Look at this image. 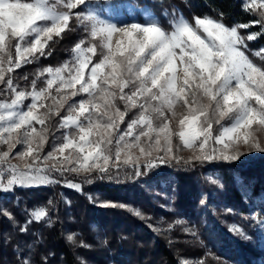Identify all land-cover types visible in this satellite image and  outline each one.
<instances>
[{
	"label": "snow or ice",
	"instance_id": "obj_1",
	"mask_svg": "<svg viewBox=\"0 0 264 264\" xmlns=\"http://www.w3.org/2000/svg\"><path fill=\"white\" fill-rule=\"evenodd\" d=\"M58 3L69 11L58 10L49 0H0V81L14 95L10 102L0 103V144L8 145L0 152V191L54 183L52 171L61 175L96 171L103 178L113 169L131 166L139 177L173 161L179 163L175 152L181 145L198 150L194 159L201 163L236 161L244 155L243 146L264 152L255 135L264 131V64L246 54V40L257 35L239 33L238 27L248 28L247 24L229 27L209 17H195L190 23L181 17L168 31L154 21L117 24L91 11H78L75 18L91 22V36L101 41L102 59L92 62L97 45L82 49L77 44L73 60L44 69L49 76L45 88L17 91L11 77L4 81L5 71L30 63L37 53L45 55L47 41L69 25L70 10L86 5V0ZM255 55L264 61V50ZM4 64L9 67L4 69ZM81 93L87 98L68 104ZM29 95L32 102L24 110ZM117 100L124 103V110ZM66 104L68 114L61 118L60 127L70 131L62 143L42 155L47 122ZM177 105L186 114L173 128ZM131 108H138L139 115L121 130L119 124ZM225 117L231 125H222L213 135V123ZM175 138L180 144H174ZM17 144L23 149L13 158L24 161L22 166L10 163ZM133 149L139 154L131 155ZM67 186L80 190L78 184ZM43 215L36 213L37 218Z\"/></svg>",
	"mask_w": 264,
	"mask_h": 264
},
{
	"label": "trees",
	"instance_id": "obj_2",
	"mask_svg": "<svg viewBox=\"0 0 264 264\" xmlns=\"http://www.w3.org/2000/svg\"><path fill=\"white\" fill-rule=\"evenodd\" d=\"M128 1L136 6L138 19H144L140 9L147 8L168 31L181 16L191 23L195 17H209L229 27L247 24L248 28L238 27L240 34H257L255 39L246 41L247 53L254 58L256 52L264 50V23L258 13L244 9L243 0ZM92 43L97 45V61L101 55L97 41L90 38L73 14L61 35L47 41L45 55L37 53L30 63L5 71L4 81L11 77L17 91L41 89L47 80L44 69L61 66L77 44L85 47ZM11 52L15 59V49ZM8 67L3 65L4 69ZM12 98V91L1 81L0 102ZM119 106L124 109L123 102ZM60 121L61 115H53L47 122L50 141L55 136L63 137ZM160 176L174 179L176 189L165 192V202L150 192V184L141 187L134 179L117 186L104 178L97 180L93 191L121 196L125 201V206L100 209L86 194H72L71 203H66L59 186L54 190L16 188L0 193V264H82L78 256L80 246L91 244L94 239L91 225L104 241L107 258L111 251L122 253L121 257L117 254L118 264H145L143 258L149 264H184L182 259L191 261L187 264H264V248H258L262 241L249 215L251 204L264 198V157L248 163H178L175 168L160 174L151 172L140 180L151 182ZM210 178L225 187L224 199L215 194ZM170 185L167 189L172 188ZM191 185L197 188L191 191ZM135 203L140 205L139 210L133 207ZM163 206L171 208L164 211ZM40 207L46 208L47 220L32 218L33 210ZM231 223L241 228L238 233L230 230ZM69 232L74 234L71 240Z\"/></svg>",
	"mask_w": 264,
	"mask_h": 264
},
{
	"label": "rangeland",
	"instance_id": "obj_3",
	"mask_svg": "<svg viewBox=\"0 0 264 264\" xmlns=\"http://www.w3.org/2000/svg\"><path fill=\"white\" fill-rule=\"evenodd\" d=\"M50 3H56L58 6V10L60 11H69L68 9H65L63 7L62 3H58V0H49ZM261 5H264V0H243V7L245 10L248 11H254L256 13H258L259 18L261 20V22L264 23V7H261ZM141 13L143 16V20H140L137 18L136 16V6L131 2V1H120V0H86V5L84 6H78L76 9H72L70 10L73 14H75L78 11H83L85 13L91 11L97 15L100 16V18H104V19H110L114 22H116L117 24H123V23H131V22H140V23H147L149 21H154L156 23H158L157 18L147 9V8H141ZM75 16V15H74ZM182 18L186 19L187 21H189L187 18H185L184 16H181ZM180 17V18H181ZM179 18V19H180ZM79 25L82 26L84 28V30L88 33V35L90 36L91 39H94L97 41L98 46H99V51L101 52V41L99 40V38H93L91 36V22L87 21V20H78ZM190 22V21H189ZM191 23V22H190ZM159 24V23H158ZM239 31V30H238ZM240 33V31H239ZM55 34H53L54 36ZM118 37H114V40L117 39ZM42 40L44 39L43 37L41 38ZM247 41V40H246ZM93 45V43H92ZM91 45V46H92ZM91 46H81L82 49H86L88 47ZM76 49V48H75ZM73 51L72 56L70 58H68L62 65H64L66 62H69L71 60L74 59L76 51ZM247 55H249L246 52ZM89 55H92L91 53H89ZM249 58L252 59L255 63L257 64H264V61H261L260 57L257 55H254V58L250 57ZM30 59V58H29ZM100 59H102V56L100 55L99 59L97 61H94V56H92V62L93 63H97L100 61ZM61 65V66H62ZM59 66V67H61ZM91 67V65H90ZM87 69H86V74H87ZM49 78L48 74H47V79ZM1 82V81H0ZM46 87V85H45ZM43 87V88H45ZM55 89V85L53 86V91ZM35 90H39V89H35ZM33 90L28 91L26 93H31ZM128 89H125V92H127ZM86 94H78L75 97H72L68 100V104H71L73 102H78L81 99H86ZM11 101V100H10ZM8 101V102H10ZM5 102V101H2ZM0 102V103H2ZM32 102L31 100V96H27L24 101H23V108L24 110L27 109V106ZM116 103L119 105L122 104V101L117 100ZM124 104V103H123ZM121 110H124L122 106H119ZM175 111L177 113L176 118L171 120V127L173 128H178V121L179 118H181V116L183 114H186V109L180 107L179 105H177L175 107ZM67 104L65 105L64 109H62L59 113V116L61 115V118L65 115H67ZM139 115V109L138 108H131L127 114L124 117V122L119 124V127L121 130L126 129L127 123L136 118ZM168 115H171V113H168ZM158 122V121H156ZM232 123V121L228 118H222L220 120L219 123H213V135H216L220 132L221 130V126H230ZM37 129H40V125H36ZM254 128L256 127L255 125L253 126ZM62 128V127H61ZM63 129V137L65 135L66 132L70 131V129H66V128H62ZM54 134V133H53ZM55 135V134H54ZM256 140L259 142L261 147H264V131H258L256 132ZM50 135L48 133V139L46 141V143L44 144L43 150H42V155H46L48 152L52 151L53 147L57 144H60L63 142V137L58 138L57 136L54 137V140L50 141ZM143 139V138H142ZM174 144H180L178 138L174 139ZM8 149V145L5 144H0V152L2 151H6ZM23 149V145L21 144H17L15 148L12 149V154L10 157V163L12 164H20L21 166L23 165L24 161H21L19 159L13 158L15 157V153L18 151H21ZM241 151L244 152V155H242L238 160L233 161V162H225L222 160H213L211 162H203L202 164H211L212 162H223V163H244V162H252L254 160H258L262 157H264V152L258 151V150H248L247 146H243L241 148ZM67 154V152L65 153ZM139 151L138 149H133L131 150V155L135 156L138 155ZM175 154L177 156H179L181 158L180 160V164L182 165H189L191 163H201L200 161H197L194 159V156L199 154L198 150H190V149H184L181 145L180 150L176 151ZM153 155L155 156L156 153L154 152ZM125 157V153H122V158ZM143 162V157H141V164ZM187 162V163H185ZM178 164L176 161H173L170 165L167 166H161L159 168L153 169L150 172H147L146 169H143V167L141 168L142 171H146L147 174H150L151 172L154 174H160L161 172H163V170L165 169H169V168H175V165ZM9 173L7 171H5L4 173V177L3 179L6 182V178L8 177ZM50 178L52 180H54V183H50V184H46V185H39V186H15L11 191H13L14 189L18 188V189H33V188H39V187H47L49 189H56L57 186L60 187V193L63 197V199L65 200L66 203H71V199L72 198V194H77V195H84L86 194L88 196V198L91 200L92 204L94 206H96V208H108L110 206H105V205H111V204H115L116 206H125L124 203V198H122L121 196H105L101 193H99V191H93L94 187L97 186V180H101V179H106L107 182H109V184H111L112 186H117L119 184L125 183L127 180L128 181H132L134 179V183L136 185H139L141 187L146 186V184H150L149 190L150 192H152L153 194H155V196L158 197H162L164 199H162L163 202L167 201V197L165 192H169V190H176L174 184L172 183L174 181V179H164V177L160 176L158 179H156L155 181H151V182H143L140 179L143 178L142 176H136L135 175V170L131 167V166H123L121 167L119 170L117 169H113L112 172L110 174H106L103 176V178H101V174L96 172V171H92L90 173H86V172H64L62 175L59 172L56 171H52L51 173H49ZM137 178V179H135ZM210 181V183L214 184L213 187L216 190L215 194H219L220 198L224 199V194H223V189H225V187L222 185V183H220L219 181H212L211 178L208 179ZM72 183V184H78L80 186V190L74 189V188H70L67 186L68 183ZM168 184L172 187L167 189ZM148 186V185H147ZM85 187L88 189L87 192L85 190ZM197 188V186L191 185L190 186V190L193 191ZM10 192V191H8ZM0 193H7V192H3L0 191ZM85 195V196H86ZM161 195V196H160ZM173 196H175V194H173ZM172 196V198H173ZM166 199V200H165ZM176 199V198H175ZM156 204V202H154ZM162 204V202H160ZM115 206V207H116ZM264 206V198H258L255 200V202L253 204H251L250 210L251 212L249 213L250 217L254 220L251 225L254 227V230L258 233L260 239H261V244L258 246V248H264V210L263 207ZM112 207V206H111ZM133 207L136 210L140 209V205L135 203L133 205ZM162 208H166L164 211H169L171 207H165L163 206ZM133 211V210H132ZM39 212H43L44 215L37 218L36 217V213ZM134 215L136 214L133 211ZM32 218L36 221H44L47 220L49 218L46 208L44 207H40L37 209H34L32 212ZM72 223V222H71ZM75 223V222H74ZM92 229L90 228V231H94L93 233V243L91 244H81V250L79 252V258L82 261V264H118L117 259V254L121 257L122 253H117L115 251H111V253L109 254V258H107L105 256V251H104V241H102V237L100 236V233L98 231V229L95 228L94 225H91ZM241 228L238 225H235L233 223L230 224V230L233 232L238 233ZM238 231V232H237ZM68 232V230H67ZM69 235L74 238V234L69 232ZM241 236H244V234ZM263 245V246H261ZM259 251H262L261 249H257ZM111 255H113L111 257ZM126 255V254H125ZM215 258H217V255H214ZM139 257V256H138ZM92 258V259H90ZM143 263L145 264H149V262L143 258L142 259ZM191 261L187 260V259H182V263L187 264ZM120 264V263H119Z\"/></svg>",
	"mask_w": 264,
	"mask_h": 264
}]
</instances>
